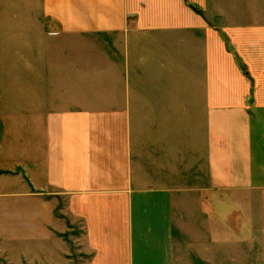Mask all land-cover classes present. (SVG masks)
<instances>
[{
	"label": "crops",
	"instance_id": "obj_1",
	"mask_svg": "<svg viewBox=\"0 0 264 264\" xmlns=\"http://www.w3.org/2000/svg\"><path fill=\"white\" fill-rule=\"evenodd\" d=\"M0 258L264 264V0H0Z\"/></svg>",
	"mask_w": 264,
	"mask_h": 264
},
{
	"label": "rangeland",
	"instance_id": "obj_2",
	"mask_svg": "<svg viewBox=\"0 0 264 264\" xmlns=\"http://www.w3.org/2000/svg\"><path fill=\"white\" fill-rule=\"evenodd\" d=\"M54 203H55V207L58 208L57 213L64 216L65 214L61 210H63V208L65 207V203H66L65 202V196L64 195H57V200H54ZM64 217H65L66 224L70 226L69 230H67V238L74 239V238H76V236H80L81 231H82L80 229L81 225H79L78 222L74 223L73 222L74 220L72 218H70L69 216L65 215ZM73 247L74 246H71V250L74 253V255H72L71 257H73L74 259L75 258L78 259V256H77L78 252H77V250H75L77 248H76V246L74 248ZM0 260H2V258H0ZM1 262H2V264H6L3 261H1Z\"/></svg>",
	"mask_w": 264,
	"mask_h": 264
}]
</instances>
